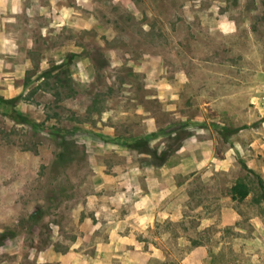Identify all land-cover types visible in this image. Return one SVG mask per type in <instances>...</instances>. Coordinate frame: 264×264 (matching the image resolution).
<instances>
[{"label": "rangeland", "instance_id": "rangeland-1", "mask_svg": "<svg viewBox=\"0 0 264 264\" xmlns=\"http://www.w3.org/2000/svg\"><path fill=\"white\" fill-rule=\"evenodd\" d=\"M14 1L0 17V264L67 248L99 168L153 158L112 144L175 147L185 131L212 148L209 168L187 169L185 231L234 207L245 231L221 245L206 229L208 264H264V0ZM146 117L168 136H142ZM238 182L244 201L228 199Z\"/></svg>", "mask_w": 264, "mask_h": 264}, {"label": "crops", "instance_id": "crops-1", "mask_svg": "<svg viewBox=\"0 0 264 264\" xmlns=\"http://www.w3.org/2000/svg\"><path fill=\"white\" fill-rule=\"evenodd\" d=\"M12 2L0 0V17L3 10L8 12ZM143 128L141 135H151L154 140L168 136L158 130L152 117L144 119ZM139 137L130 138L122 146L120 143L112 146L118 148L117 152L127 154L131 149H140L132 147ZM210 143L193 135L186 138L167 160L153 156L142 164L128 157L124 162L99 168L94 191L87 196L86 204L75 211L78 235L67 248L52 244L32 253L29 260L33 264H208L210 255L206 243L201 241L206 229L213 231L210 240L219 238L221 245L225 243L221 238L224 229L234 226L235 230L245 231L230 220L231 215L236 217L238 214L231 206L222 207L220 221L216 207H207L208 216L198 223L195 235L185 231L188 208L184 203L185 190L193 180L191 176L186 180L190 174L187 169L211 166L206 160L212 151ZM146 146L157 155L170 148L166 141H160V144L148 141ZM141 155L152 156L143 152ZM177 156H180L178 161L172 162L171 159ZM223 163L224 160L217 158L214 164L223 166ZM208 174L204 169L203 177L210 176ZM228 199L232 200V195ZM203 209L199 205L193 212ZM186 247L191 250L186 251ZM17 263L20 264V259Z\"/></svg>", "mask_w": 264, "mask_h": 264}, {"label": "trees", "instance_id": "trees-1", "mask_svg": "<svg viewBox=\"0 0 264 264\" xmlns=\"http://www.w3.org/2000/svg\"><path fill=\"white\" fill-rule=\"evenodd\" d=\"M7 103H12L11 107L14 109V104H13L14 102L13 101L9 100V101H7ZM9 118L16 123L23 122V119H20L19 115H17V112L13 111V110H12L11 114L9 115ZM184 134H185L184 137H181V135H179L178 137H176V140H183V139L187 138L188 136H190V133H186V131ZM182 142L183 141H181L175 147H170L167 152H163L161 155H157L156 153H153L152 151H150V149L146 146L147 141L143 140V139H138L137 143L132 145V147H135V148L139 147L140 149H138V150H140L143 153H150V154H152V156H154V158H156L158 160H167L173 152H175L176 150H178L182 146ZM231 195H232L233 200L244 201L245 199H247L249 197L250 189H249L247 184L242 183V182H238L232 187ZM262 198L264 199V193L262 194Z\"/></svg>", "mask_w": 264, "mask_h": 264}]
</instances>
